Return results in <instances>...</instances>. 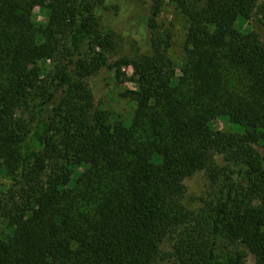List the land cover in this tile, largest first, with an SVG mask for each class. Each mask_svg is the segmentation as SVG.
Segmentation results:
<instances>
[{
  "label": "trees",
  "instance_id": "16d2710c",
  "mask_svg": "<svg viewBox=\"0 0 264 264\" xmlns=\"http://www.w3.org/2000/svg\"><path fill=\"white\" fill-rule=\"evenodd\" d=\"M45 1L0 0V264H264V0H129L128 46L121 3L51 0L41 25ZM165 1L189 21L179 76ZM105 68L134 72L128 136Z\"/></svg>",
  "mask_w": 264,
  "mask_h": 264
},
{
  "label": "rangeland",
  "instance_id": "374dc122",
  "mask_svg": "<svg viewBox=\"0 0 264 264\" xmlns=\"http://www.w3.org/2000/svg\"><path fill=\"white\" fill-rule=\"evenodd\" d=\"M114 3H121V16L112 18V25L122 35H125L127 39V46L132 43H137L135 40H140V36L137 28H132V19L139 14V10L131 5V1L127 0H113ZM53 6L51 0L44 2L43 6H37L33 10V18L38 24L47 23V15L49 13L48 8ZM147 8V6H146ZM122 9H124V12ZM147 10V9H146ZM147 13H149L147 11ZM158 23L161 29L171 35L170 48L168 49V55L174 61L177 67V75H181L180 68L186 61L184 44L187 37L189 21L187 17L175 7V5L165 1L164 7L158 17ZM132 29V30H131ZM134 36L135 40H133ZM113 62V61H111ZM51 63H48V66ZM123 75L118 80L114 70L105 68L98 76L93 79V86L96 90V103L103 109L108 110L114 119L123 121V134L128 136L131 132V121L135 113L137 104L132 98L131 91L137 90L136 84L133 81L134 72L131 68H123ZM234 82L241 88L243 85L240 81L243 77L239 73H234ZM243 88V87H242ZM226 126L223 120H219L214 124L217 129H224ZM191 187L196 192L202 194L205 191L207 183L205 178L201 175L190 182ZM11 185L10 179L5 173L0 174V192L5 191ZM3 224V225H2ZM3 221H0V230L9 233V229L6 228Z\"/></svg>",
  "mask_w": 264,
  "mask_h": 264
}]
</instances>
